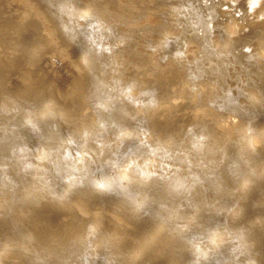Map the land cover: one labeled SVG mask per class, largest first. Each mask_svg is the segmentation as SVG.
Returning <instances> with one entry per match:
<instances>
[{"label": "rangeland", "instance_id": "374dc122", "mask_svg": "<svg viewBox=\"0 0 264 264\" xmlns=\"http://www.w3.org/2000/svg\"><path fill=\"white\" fill-rule=\"evenodd\" d=\"M10 1L0 0V264H264L253 0H31L38 14ZM226 8L244 25L230 38ZM45 22L76 67L54 66ZM195 105L212 114L192 117ZM222 114L243 123L234 137Z\"/></svg>", "mask_w": 264, "mask_h": 264}, {"label": "bare ground", "instance_id": "6f19581e", "mask_svg": "<svg viewBox=\"0 0 264 264\" xmlns=\"http://www.w3.org/2000/svg\"><path fill=\"white\" fill-rule=\"evenodd\" d=\"M13 1L12 4H19L21 7L23 6L24 7V11L26 10L27 12H33V13H37L38 14V11L35 7V5L33 4V2H31V0H11ZM10 1V2H11ZM224 2H227V3H232V2H235L237 0H222ZM16 4V5H17ZM231 5V4H230ZM19 6V7H20ZM23 9V8H22ZM227 9V8H226ZM232 10V9H231ZM226 14H225V20L224 22H222V27L224 29V32L226 34V36H234L236 34H238L244 27L243 23L241 22L240 20V17L237 16L236 14H233L230 10L227 9V11L225 10ZM234 12V11H233ZM252 13H253V16H254V19L256 21V24L260 25L261 29H262V35L260 36V38H258V40L255 42V51H257V55L260 56L261 58H264V0L262 1H254L253 0V5H252ZM251 13V14H252ZM31 14V13H30ZM224 15V14H223ZM253 19V20H254ZM44 25L41 27L42 28V32L44 34V37L46 39V42L48 43V45L50 46V51H49V55L51 56V61L54 62V66L56 65V63L59 65V67H72V66H75L76 65L73 63V60L71 58V54L70 52H68L62 45L59 44V41L58 39L56 38V35L53 31V28L49 26V24L47 22L43 23ZM42 34V35H43ZM259 34V33H258ZM43 37V38H44ZM230 38V37H229ZM44 39V40H45ZM56 62V63H55ZM53 64V63H52ZM57 65V66H58ZM53 67V65H52ZM56 67V66H55ZM68 69V68H67ZM78 71V70H77ZM79 89V88H78ZM70 90V89H69ZM36 95V94H35ZM81 101V100H80ZM230 102V101H229ZM231 103V102H230ZM236 111V110H235ZM234 112V111H233ZM237 112V111H236ZM191 116L192 117H202V116H208V115H211L212 112L211 110H209L207 107H199L198 105H195L193 110L190 112ZM78 115V114H77ZM217 125L219 126V128L228 136L230 137H234V131L239 129L240 127H242V124L241 123V120L238 118L237 115H234V114H222V115H219V118L217 119ZM247 126V125H246ZM249 126V125H248ZM250 127V126H249ZM248 127V128H249ZM241 129V128H240ZM253 130V128H252ZM250 131V130H249ZM132 132V131H131ZM130 132V133H131ZM240 133V132H239ZM250 133V132H249ZM127 134V133H126ZM243 134V133H242ZM249 135V134H248ZM255 135V134H254ZM246 136V135H245ZM128 140V139H127ZM261 138L260 137H255L252 141L254 143H258V142H261L260 141ZM155 164V163H154ZM158 164V163H157ZM128 172V171H127ZM119 175V174H118ZM122 177V176H121ZM121 177L118 178V180L120 179L121 180ZM125 177V176H124ZM123 177V178H124ZM126 177H129L126 176ZM76 178V176H75ZM109 179V178H108ZM125 179H128V178H125ZM124 179V180H125ZM130 179V178H129ZM128 179V180H129ZM127 180V181H128ZM76 181V180H75ZM109 181V180H108ZM113 181V180H112ZM117 182V181H115ZM124 182V181H123ZM126 182V181H125ZM130 182V181H129ZM105 183V181H104ZM118 183V182H117ZM116 183V184H117ZM111 184V183H109ZM115 184V183H114ZM121 184V183H119ZM118 184V185H119ZM136 184V183H135ZM72 185V184H71ZM77 185V184H76ZM105 185V184H103ZM123 186V188L125 189V184H121ZM115 186V185H114ZM117 186V185H116ZM126 186H127V183H126ZM131 186V185H130ZM107 187V186H106ZM66 189V188H65ZM81 189V188H80ZM107 189V188H105ZM111 189V188H110ZM115 189V188H114ZM122 189V187H121ZM121 189H119L121 191ZM108 190V189H107ZM106 190V191H107ZM123 190V189H122ZM127 190V189H126ZM129 190V189H128ZM113 191V190H112ZM115 191V190H114ZM124 191V190H123ZM122 191V192H123ZM128 191H124V193H126ZM194 192V191H193ZM120 193V192H119ZM128 194V193H127ZM119 195V194H118ZM125 195V194H124ZM122 195V196H124ZM130 195V194H128ZM121 196V195H120ZM78 198V197H77ZM122 198V197H121ZM76 199V198H75ZM72 200L71 203L74 205L75 207V211L77 213H81L82 216L84 217H87V214L89 213V208L87 207V204L84 202V200ZM128 199V198H127ZM131 199V198H130ZM48 200V199H47ZM119 200V199H118ZM123 200V198H122ZM121 200V201H122ZM129 200V199H128ZM132 201H133V198H132ZM131 201V202H132ZM138 203V200H136ZM65 202V201H64ZM128 202V201H127ZM130 202V203H131ZM135 202V201H134ZM124 203V202H123ZM129 203V202H128ZM129 203V204H130ZM140 204V203H139ZM138 204V206H139ZM137 207V206H136ZM92 214H94V216L96 215V213L92 211ZM116 213H114L113 215H115ZM112 215V216H113ZM115 218H117V214L116 216H114ZM54 218V217H53ZM113 218V217H112ZM114 218V219H115ZM119 218V221L122 223V225H124L125 223H127V221H124L126 219H121L120 217ZM117 218V219H118ZM113 219V220H114ZM54 220V219H53ZM122 220V221H121ZM93 222V221H92ZM116 222V220H115ZM119 223V224H121ZM98 224V223H97ZM164 224V223H163ZM127 225V224H125ZM129 226V224H128ZM91 227V226H90ZM162 227V226H161ZM160 227V228H161ZM125 228V227H124ZM127 228V227H126ZM163 228V227H162ZM187 228V227H186ZM91 229V228H90ZM94 229V228H93ZM124 232V231H123ZM166 232V231H165ZM114 233V232H113ZM129 233V232H128ZM151 234V233H150ZM140 235V234H139ZM143 235V234H142ZM159 234H157L158 236ZM131 236V235H130ZM155 236V237H157ZM247 237V236H246ZM142 238V237H141ZM147 237L144 238V240L146 239ZM154 238V236H153ZM152 238V239H153ZM131 239V238H130ZM151 239V240H152ZM155 239V238H154ZM240 239H245V235L240 236ZM143 240V241H144ZM149 240V238H148ZM141 242V241H140ZM161 242V241H160ZM144 243V242H143ZM143 246V245H142ZM147 246V245H146ZM159 247V246H158ZM144 248V247H143ZM154 248V247H153ZM152 248V249H153ZM201 248V247H200ZM8 253V251H7ZM203 253V252H202ZM9 258V257H8ZM3 259V258H2ZM1 259V260H2ZM0 260V261H1ZM4 262V261H2ZM5 263L7 264V262L5 261ZM4 264V263H3Z\"/></svg>", "mask_w": 264, "mask_h": 264}]
</instances>
